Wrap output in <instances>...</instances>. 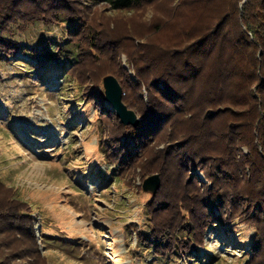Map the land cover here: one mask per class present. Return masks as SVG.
Instances as JSON below:
<instances>
[{
	"label": "trees",
	"instance_id": "16d2710c",
	"mask_svg": "<svg viewBox=\"0 0 264 264\" xmlns=\"http://www.w3.org/2000/svg\"><path fill=\"white\" fill-rule=\"evenodd\" d=\"M105 1L116 12L156 2ZM83 2L0 0V61L28 52L12 38L13 27L25 31L36 23L67 22V41L75 60L64 76L78 91L76 103L81 105L83 120L96 130L105 164L114 168L117 181L144 160L152 169L155 165L159 175L160 186L150 193L153 202L148 205L151 226L145 232L137 230L144 250L157 258V264L190 258L205 245L208 230L227 229L235 218H241L255 227L247 264H264V0H180L173 12L184 5L194 12L176 32L172 46H153L148 41L134 46V40L142 37L128 26L122 41L133 44L130 59L135 64L129 61L135 80L130 82L124 71L126 80H117L125 93L124 104L136 111L140 121L137 126H125L116 114L120 131L113 137L108 133L105 93L91 91V86L85 89L81 70L102 55L115 58L118 42L105 40L94 29ZM159 28L156 24L155 29ZM58 50L52 57L59 60L62 53ZM128 83L134 88L131 93L126 92ZM143 86L148 101L139 106L136 100H141L138 94ZM121 136L133 144L121 141ZM163 137L176 145L153 150ZM198 169L209 184L188 179L190 171ZM166 178L173 179L171 186H166ZM0 185H4L1 177ZM25 206L17 199L0 202V222L7 220L36 244Z\"/></svg>",
	"mask_w": 264,
	"mask_h": 264
},
{
	"label": "rangeland",
	"instance_id": "374dc122",
	"mask_svg": "<svg viewBox=\"0 0 264 264\" xmlns=\"http://www.w3.org/2000/svg\"><path fill=\"white\" fill-rule=\"evenodd\" d=\"M179 1L156 0L142 9L116 12L105 0H84L94 29L105 40L118 42L115 58L102 55L81 70L84 88L91 86V91L104 94L103 78L113 73L116 79L126 80L123 71L130 82L135 80V60L130 59L133 44L122 41L123 33L129 26L134 35L142 37L134 40V46L140 41L172 46L176 32L194 12L187 5L173 12ZM68 27L67 22L36 23L25 31L13 27L12 38L28 52L0 61V177L4 183L0 202L17 199L26 204L36 241L33 244L29 236L3 220L0 264H157L137 237L138 229L145 232L151 226L148 205L153 197L143 190V183L157 174L155 165L152 169L144 160L117 181L114 168L105 164L96 130L83 120L81 105L76 103L78 91L64 76L75 60L67 41ZM58 48L59 60L52 57ZM133 91L128 83L126 92ZM138 98L139 106L148 101L146 86ZM103 104L109 109L105 110L108 133L116 136L120 121L111 104L105 100ZM90 114L94 115L93 109ZM120 138L132 143L126 136ZM169 144L176 145L163 137L153 150ZM188 176L209 184L199 169ZM168 179L167 187L173 184ZM254 237L255 227L235 218L227 229L208 230L205 245L192 257H175L171 264H247Z\"/></svg>",
	"mask_w": 264,
	"mask_h": 264
},
{
	"label": "water",
	"instance_id": "95a60500",
	"mask_svg": "<svg viewBox=\"0 0 264 264\" xmlns=\"http://www.w3.org/2000/svg\"><path fill=\"white\" fill-rule=\"evenodd\" d=\"M103 86L105 90V99L109 102L115 110L121 123L125 126H137L140 119L137 114L130 110L123 102L122 87L116 77L108 75L103 79ZM160 186V178L158 174L152 175L144 180L143 190L148 193H154Z\"/></svg>",
	"mask_w": 264,
	"mask_h": 264
}]
</instances>
